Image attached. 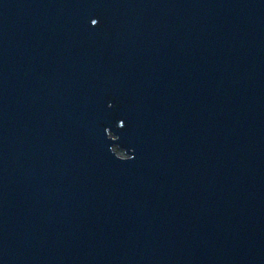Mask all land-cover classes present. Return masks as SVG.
Segmentation results:
<instances>
[{
    "label": "water",
    "instance_id": "1",
    "mask_svg": "<svg viewBox=\"0 0 264 264\" xmlns=\"http://www.w3.org/2000/svg\"><path fill=\"white\" fill-rule=\"evenodd\" d=\"M0 264H264V0H0Z\"/></svg>",
    "mask_w": 264,
    "mask_h": 264
},
{
    "label": "snow or ice",
    "instance_id": "2",
    "mask_svg": "<svg viewBox=\"0 0 264 264\" xmlns=\"http://www.w3.org/2000/svg\"><path fill=\"white\" fill-rule=\"evenodd\" d=\"M97 23V20L96 19H92L91 20V24L95 25ZM124 121H121V124L123 125Z\"/></svg>",
    "mask_w": 264,
    "mask_h": 264
},
{
    "label": "flooded vegetation",
    "instance_id": "3",
    "mask_svg": "<svg viewBox=\"0 0 264 264\" xmlns=\"http://www.w3.org/2000/svg\"><path fill=\"white\" fill-rule=\"evenodd\" d=\"M118 150H119V149H118ZM119 152H120V154H121L122 156H125V155H126L125 152H124V150H121V149H120Z\"/></svg>",
    "mask_w": 264,
    "mask_h": 264
}]
</instances>
